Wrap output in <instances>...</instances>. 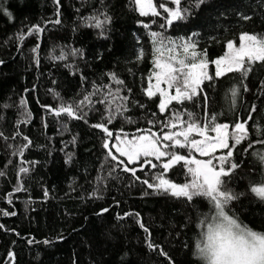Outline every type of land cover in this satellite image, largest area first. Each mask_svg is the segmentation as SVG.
Instances as JSON below:
<instances>
[{
  "label": "trees",
  "instance_id": "trees-1",
  "mask_svg": "<svg viewBox=\"0 0 264 264\" xmlns=\"http://www.w3.org/2000/svg\"><path fill=\"white\" fill-rule=\"evenodd\" d=\"M3 2L13 13L14 20L0 15V60L4 61L0 65V104L13 106L0 112L3 116L0 131L7 137L15 136L23 111L19 101L26 99L33 119L30 124H20L19 131L27 135L33 145L23 157L13 156L16 146L25 143L22 137L0 139V170L7 173L0 177V209L17 213L7 217L0 215V224L6 229L0 230V264H9V252H15V264H168L164 257L145 247V234L133 217L116 219L117 214L127 212L140 213L152 232L154 243L161 245L175 264H198L192 253L195 233L199 229L188 219L191 217L195 221L197 218L193 204L186 203L184 198L143 196L146 186L134 183L129 174L119 170L109 177L112 164L104 160L102 133L89 126L98 121L99 113L89 114V124L71 121L69 131L61 129L56 118L41 107H58L57 98L50 90L60 93L69 102L91 90L90 83L82 86L80 72L88 77L89 82L110 83L104 74L114 71L132 89L133 100L146 105L143 109L132 107L129 115L137 123L121 124L117 121L110 126L114 132L123 127L131 136L136 134L137 128L151 127L149 119H164L157 108L159 97L149 100L141 91L142 86L146 87V80L142 83L141 77L147 75L152 65L149 30L142 28L139 22H149L152 18L140 17L131 10L128 0H103V5L98 0H60L62 24H48L45 33L39 37H26L21 44L17 40L18 33H26L28 27L35 24L45 26L48 20L56 18L54 0ZM155 2L158 4L159 0ZM261 3L264 0H208L198 11L194 10L187 24L174 26L167 34L175 37L198 32L201 47H207L210 59L216 58L224 53L227 40L239 43L238 36L242 32L264 33V7ZM104 5L112 17L107 38L100 36L99 30L85 27L82 19L97 9H103ZM241 13L252 16V20H241ZM157 20L163 22L160 18ZM158 23L152 25L151 30L163 31ZM37 44L40 45L39 66L35 64L36 54L31 51ZM71 48L83 49V58L53 59L61 50L67 52ZM141 48L148 55L138 62L136 57ZM68 64L72 67L65 66ZM128 69L136 75L133 76ZM261 80H264V72L257 71L249 76L246 83L250 91L242 93L239 103L243 107L238 111L241 116H246L245 109L255 103L256 122L264 125ZM233 83L225 77L218 80L214 88L207 89L213 100L209 111L227 107L229 101L225 93ZM185 107L200 111L191 104ZM153 112L157 113L155 118L151 116ZM45 122L46 128L42 126ZM73 136L77 137L75 144L71 142ZM66 154H72L71 163L66 162ZM21 160L38 163L24 164L30 168L25 176L18 170ZM253 165L249 155L238 170L239 177L244 179L238 177L229 185L236 192L246 193L232 207L243 223L264 231V203L258 202L248 189L249 179L256 182L260 171L259 165H254V170ZM138 175L144 178L143 174ZM169 176L173 177L171 173ZM98 177H104L102 186L97 184ZM21 180L27 191L16 192ZM174 180L182 182L179 176ZM98 188L103 199L90 198ZM45 190L48 197L44 196ZM8 194L12 196V204L7 202ZM117 201L119 206H116ZM105 207L110 211L98 216L97 212ZM32 237L40 243L28 244L27 240ZM46 239L51 243L44 244Z\"/></svg>",
  "mask_w": 264,
  "mask_h": 264
},
{
  "label": "snow or ice",
  "instance_id": "snow-or-ice-1",
  "mask_svg": "<svg viewBox=\"0 0 264 264\" xmlns=\"http://www.w3.org/2000/svg\"><path fill=\"white\" fill-rule=\"evenodd\" d=\"M98 2L103 5V0ZM207 2L208 0H159L157 4L155 0H128L131 10L140 17L152 18L149 22H139L142 28L149 30L152 65L147 75L141 77L142 83L146 80V87L142 86L141 91L149 100L159 97L157 108L164 119H149L148 124L151 127L137 128L136 134L131 136L123 127L114 132L110 126L117 121L121 124L137 123L129 115L132 107L146 108L145 104L133 100L130 95L132 89L114 71L104 74L110 83H97L95 80L89 82L88 77L80 72L82 86L90 83L91 90L71 102L55 90H50L57 98L58 107H41L48 115L56 118L61 129L69 131L68 125L71 121L89 124V114L99 113L98 121L90 123L89 126L102 133L104 160L112 164L109 177L117 170L129 173L134 183L139 182L146 186L143 196L184 198L186 203H192L197 218L195 221L191 217L188 219L199 229L195 233L192 253L198 264H264V231L255 230L243 223L232 205L246 193L236 192L229 186L239 177L238 170L251 155L254 165H259L260 171L256 182L249 179L248 189L258 198V202L264 203V125L256 122L255 103L245 109L246 116H241L238 111L243 107L239 103L242 93L250 91L246 83L249 76L257 71L264 72V33L242 32L238 36V45L236 40H227L224 53L211 59L207 47H201L200 33L192 31L186 36L175 37L167 34L174 26L187 24L194 15V10L198 11ZM54 5L56 18L48 20L45 26L35 24L28 27L26 33H18L17 40L21 44L26 37H39L45 33L48 24H62L60 0H54ZM261 7H264V3H261ZM106 8L104 5L103 9H97L94 14L82 18L85 27L99 30V35L104 38H107L106 32L110 30L112 22ZM0 15L6 16L10 21L14 20L13 13L4 6L3 0H0ZM157 18L163 22L158 23ZM240 19L250 21L252 16L241 13ZM157 23L163 31L151 30L152 25ZM39 50V44L31 49L36 54V66L40 64ZM146 55L148 53L141 48L136 57L137 61L142 62ZM69 57L83 58V49L71 48L67 52L61 50L53 59L64 61ZM3 63L0 60V65ZM65 66L72 67L71 64ZM128 71L133 76L136 75L131 69ZM225 77L234 82L225 93V98L229 101L227 107L220 111H209L213 100L207 89L214 88L216 82ZM260 85V94L264 95V80L260 81ZM186 104H191L200 111H192L185 107ZM12 106L7 103L0 104V112ZM19 107L23 111L15 136L7 137L0 131V139L15 140L22 137L25 143L16 146L12 155L23 157L33 141L19 131V125L30 124L33 113L29 110L26 99H20ZM151 116L155 118L157 113L153 112ZM2 120L3 116L0 115V121ZM42 126L46 128L47 123ZM156 128L159 130L154 131ZM253 136L257 138L253 139ZM71 142L75 144L77 137L73 136ZM66 155V162L71 163L72 154ZM20 163L19 173L26 176L30 168L23 165H35L38 161L21 160ZM137 172L142 173L144 178L137 175ZM170 173L172 176H179L182 182H176L169 176ZM6 174V171L0 170V177ZM103 180L104 177H98L97 184L102 186ZM15 191H27L22 180ZM44 196H49L47 190L44 191ZM90 198L103 199L100 188L94 190ZM7 202L13 203L11 194H8ZM116 206H119L118 201ZM109 211L110 208L105 207L97 215L103 216ZM0 215L7 217L17 213L0 209ZM127 217H133L145 234L144 244L147 249L164 257L168 264H175L164 248L154 243L152 232L139 212L116 215L117 220ZM0 230H6L3 224H0ZM27 243L31 245L40 242L32 237ZM43 243L49 244L51 241L46 239ZM185 246L188 247L187 243ZM15 256V252L8 253L9 264H15Z\"/></svg>",
  "mask_w": 264,
  "mask_h": 264
},
{
  "label": "flooded vegetation",
  "instance_id": "flooded-vegetation-1",
  "mask_svg": "<svg viewBox=\"0 0 264 264\" xmlns=\"http://www.w3.org/2000/svg\"><path fill=\"white\" fill-rule=\"evenodd\" d=\"M138 174H142V173H137V175H138ZM174 177H175V176H173V177H171V178H173V179H174Z\"/></svg>",
  "mask_w": 264,
  "mask_h": 264
},
{
  "label": "water",
  "instance_id": "water-1",
  "mask_svg": "<svg viewBox=\"0 0 264 264\" xmlns=\"http://www.w3.org/2000/svg\"><path fill=\"white\" fill-rule=\"evenodd\" d=\"M137 173H140V172H137ZM127 174H129V173H127ZM130 175V174H129Z\"/></svg>",
  "mask_w": 264,
  "mask_h": 264
},
{
  "label": "rangeland",
  "instance_id": "rangeland-1",
  "mask_svg": "<svg viewBox=\"0 0 264 264\" xmlns=\"http://www.w3.org/2000/svg\"><path fill=\"white\" fill-rule=\"evenodd\" d=\"M239 43H237V45H238Z\"/></svg>",
  "mask_w": 264,
  "mask_h": 264
}]
</instances>
